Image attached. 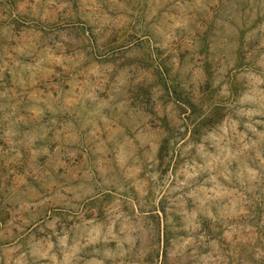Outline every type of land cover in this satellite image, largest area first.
Instances as JSON below:
<instances>
[{
	"label": "rangeland",
	"instance_id": "1",
	"mask_svg": "<svg viewBox=\"0 0 264 264\" xmlns=\"http://www.w3.org/2000/svg\"><path fill=\"white\" fill-rule=\"evenodd\" d=\"M0 264H264V0H0Z\"/></svg>",
	"mask_w": 264,
	"mask_h": 264
}]
</instances>
